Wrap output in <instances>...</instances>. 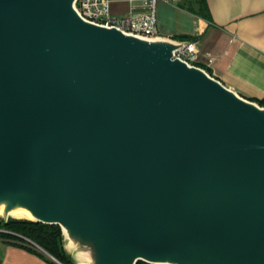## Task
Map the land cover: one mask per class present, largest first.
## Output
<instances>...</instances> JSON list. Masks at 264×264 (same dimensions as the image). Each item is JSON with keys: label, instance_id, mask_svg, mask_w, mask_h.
I'll return each instance as SVG.
<instances>
[{"label": "water", "instance_id": "1", "mask_svg": "<svg viewBox=\"0 0 264 264\" xmlns=\"http://www.w3.org/2000/svg\"><path fill=\"white\" fill-rule=\"evenodd\" d=\"M75 2L0 0L3 217L91 264H264V106Z\"/></svg>", "mask_w": 264, "mask_h": 264}, {"label": "crops", "instance_id": "2", "mask_svg": "<svg viewBox=\"0 0 264 264\" xmlns=\"http://www.w3.org/2000/svg\"><path fill=\"white\" fill-rule=\"evenodd\" d=\"M110 12L139 13L130 0H110ZM157 18L165 38L193 37L199 66L228 88L253 101L264 98V0H161ZM0 264L54 263L0 236Z\"/></svg>", "mask_w": 264, "mask_h": 264}, {"label": "built area", "instance_id": "3", "mask_svg": "<svg viewBox=\"0 0 264 264\" xmlns=\"http://www.w3.org/2000/svg\"><path fill=\"white\" fill-rule=\"evenodd\" d=\"M130 1L132 2V10L139 12L137 16L133 14L119 17L113 16L110 12V0H76L74 5L79 15L92 23L107 27H116L125 33L146 39L165 38L166 36L161 33L158 27L157 18V7L161 0ZM179 43H183V47L174 51V58H180L190 65L199 66L197 42L192 39ZM3 230L0 228V232ZM36 248L46 253L53 260H57L41 246L37 245Z\"/></svg>", "mask_w": 264, "mask_h": 264}, {"label": "trees", "instance_id": "4", "mask_svg": "<svg viewBox=\"0 0 264 264\" xmlns=\"http://www.w3.org/2000/svg\"><path fill=\"white\" fill-rule=\"evenodd\" d=\"M179 38L184 39V36H180ZM187 39L192 40L193 37H187ZM256 102L260 103L261 106H264V98L258 99ZM0 228L8 231L7 233L0 232L1 237L12 240L24 247L44 255L54 264L58 263L31 244H26L21 240H18L20 239L18 235L24 236L35 242L63 264H76L72 255L65 248L64 234L59 224H48L26 218L9 217L8 219H5L0 216ZM9 232H14V234ZM137 264L151 263L140 260Z\"/></svg>", "mask_w": 264, "mask_h": 264}, {"label": "rangeland", "instance_id": "5", "mask_svg": "<svg viewBox=\"0 0 264 264\" xmlns=\"http://www.w3.org/2000/svg\"><path fill=\"white\" fill-rule=\"evenodd\" d=\"M256 103H258V102H256ZM258 104L261 105L260 103H258ZM0 216L3 217L2 214H0ZM9 217H14V216H9ZM2 232L7 233L8 231L4 229ZM9 233L14 234V232H9ZM63 234H64V232H63ZM16 235H18V234H16ZM18 236L20 237V239H18V240H21L22 242H24L26 244H31L32 246H34V247L36 246L37 247L38 244L36 245V243L31 241L30 239H28V238H26L24 236H21V235H18ZM64 240H65V235H64ZM65 248L72 255V257H73L74 261L76 262V264H91V259L87 255H84V254H81V253L77 252L74 248H72L71 245H69V243L67 241H65ZM60 263H62V262H60Z\"/></svg>", "mask_w": 264, "mask_h": 264}, {"label": "bare ground", "instance_id": "6", "mask_svg": "<svg viewBox=\"0 0 264 264\" xmlns=\"http://www.w3.org/2000/svg\"><path fill=\"white\" fill-rule=\"evenodd\" d=\"M0 214L4 215V205L0 206ZM9 216L19 217V218H32V215L29 211L23 208H15L9 212Z\"/></svg>", "mask_w": 264, "mask_h": 264}]
</instances>
